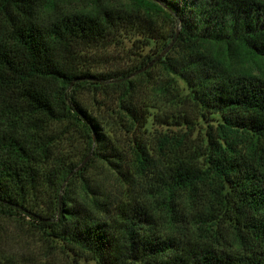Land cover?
Masks as SVG:
<instances>
[{
    "label": "trees",
    "instance_id": "16d2710c",
    "mask_svg": "<svg viewBox=\"0 0 264 264\" xmlns=\"http://www.w3.org/2000/svg\"><path fill=\"white\" fill-rule=\"evenodd\" d=\"M69 1L0 0V211L95 264H264V0ZM136 36L138 67L90 64ZM179 206L201 237L160 232Z\"/></svg>",
    "mask_w": 264,
    "mask_h": 264
},
{
    "label": "rangeland",
    "instance_id": "374dc122",
    "mask_svg": "<svg viewBox=\"0 0 264 264\" xmlns=\"http://www.w3.org/2000/svg\"><path fill=\"white\" fill-rule=\"evenodd\" d=\"M104 2H111L113 0H103ZM96 0H70L66 3L68 7L74 10H87L94 6ZM153 43L145 41L140 36L133 37L130 40H124L117 44L111 45L105 49L91 50L88 55L91 56L89 62L96 67L97 70L116 69L126 70L128 72L145 59L147 54L153 52ZM239 63V62H238ZM148 68H140L134 70L129 76L136 77L135 82L142 86V88L150 87L160 76V69L158 65L150 63ZM148 69V74L142 72ZM147 87V88H148ZM91 94L85 91L82 94L83 98L90 97ZM190 109V108H189ZM192 109V107H191ZM175 131L173 127L171 129ZM84 141L78 140L75 144L76 157L80 159L82 153L85 152ZM84 148V149H83ZM80 166L82 168L89 161V156L80 159ZM90 176H94L97 180H104L105 183L112 182V175L108 172L106 167L100 162L95 161L88 168ZM153 209L159 211L161 204L152 203ZM179 213L169 214L162 213L158 218V228L162 233H171L180 239L185 235H190L194 238L203 235L200 231H191L193 219L198 220L195 213L194 216L189 213V208L178 207ZM24 214L16 212V214L7 215L0 211V257L11 255L21 261H34L36 264H95L83 252L63 248L54 242H48L41 237L39 231L34 225L35 221ZM226 233L223 231V234ZM221 239V238H220ZM222 241V246L230 247L227 242L232 240L226 239Z\"/></svg>",
    "mask_w": 264,
    "mask_h": 264
},
{
    "label": "water",
    "instance_id": "95a60500",
    "mask_svg": "<svg viewBox=\"0 0 264 264\" xmlns=\"http://www.w3.org/2000/svg\"><path fill=\"white\" fill-rule=\"evenodd\" d=\"M166 51V50H165ZM165 51L164 52H162L159 56H161V55H163L164 53H165Z\"/></svg>",
    "mask_w": 264,
    "mask_h": 264
}]
</instances>
